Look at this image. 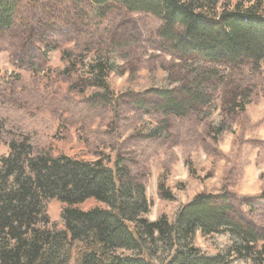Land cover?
I'll return each mask as SVG.
<instances>
[{"label":"rangeland","instance_id":"374dc122","mask_svg":"<svg viewBox=\"0 0 264 264\" xmlns=\"http://www.w3.org/2000/svg\"><path fill=\"white\" fill-rule=\"evenodd\" d=\"M100 10L91 0H20L14 25L0 33V155L19 137L54 154L119 155L145 187L150 220L198 193L225 192L238 220L264 234V72L246 64L233 68V84L226 96L215 98V111L188 108L164 117L154 91L139 92L162 87L165 75L175 82L170 89L181 91L194 76L191 69L202 73L208 64L186 58L194 61L189 67L172 54L158 37V17L119 6L104 16ZM96 52L119 64L120 74L108 78L110 100L90 99L95 89L80 83L71 67L76 57ZM237 94V101L245 100L243 109L232 107ZM163 120L167 138L141 134ZM221 120L225 127L215 132L212 122ZM159 182L178 200L162 199ZM95 204L89 199L81 206ZM61 209L62 203H49L51 221L60 224Z\"/></svg>","mask_w":264,"mask_h":264},{"label":"trees","instance_id":"16d2710c","mask_svg":"<svg viewBox=\"0 0 264 264\" xmlns=\"http://www.w3.org/2000/svg\"><path fill=\"white\" fill-rule=\"evenodd\" d=\"M91 1L101 16L119 6L158 17V37L172 54L189 67L194 61L186 58L208 64L202 73L191 69L195 77L186 78L181 91L170 89L175 82L165 75L162 87L139 92L153 90L164 117L188 108L215 111V98L226 96L233 84V68L246 64L264 72V0ZM19 3L0 0V33L14 25ZM118 65L96 52L76 57L71 67L80 83L95 89L90 99L110 100L114 93L108 78L120 74ZM238 98L232 107L243 109L245 100ZM214 122L215 132L224 129L223 120ZM4 133L0 118V144ZM141 134L167 138L168 123L163 120ZM6 146L0 155V264H264V234L238 220L225 192L198 193L150 220L145 187L119 155L54 154L23 137ZM157 188L162 199L178 200L164 182ZM89 199L96 204L83 208ZM52 201L62 203L60 224L47 213Z\"/></svg>","mask_w":264,"mask_h":264}]
</instances>
